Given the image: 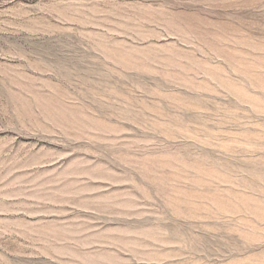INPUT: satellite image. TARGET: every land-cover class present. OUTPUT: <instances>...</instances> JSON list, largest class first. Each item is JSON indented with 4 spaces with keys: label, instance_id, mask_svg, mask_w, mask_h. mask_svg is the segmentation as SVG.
Masks as SVG:
<instances>
[{
    "label": "rangeland",
    "instance_id": "374dc122",
    "mask_svg": "<svg viewBox=\"0 0 264 264\" xmlns=\"http://www.w3.org/2000/svg\"><path fill=\"white\" fill-rule=\"evenodd\" d=\"M0 264H264V0H0Z\"/></svg>",
    "mask_w": 264,
    "mask_h": 264
}]
</instances>
